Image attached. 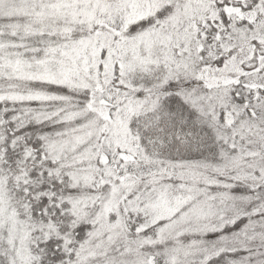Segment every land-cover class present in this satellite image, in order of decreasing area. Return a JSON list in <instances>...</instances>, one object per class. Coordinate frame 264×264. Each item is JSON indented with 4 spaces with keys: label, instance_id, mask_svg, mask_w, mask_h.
Returning <instances> with one entry per match:
<instances>
[{
    "label": "snow or ice",
    "instance_id": "snow-or-ice-1",
    "mask_svg": "<svg viewBox=\"0 0 264 264\" xmlns=\"http://www.w3.org/2000/svg\"><path fill=\"white\" fill-rule=\"evenodd\" d=\"M0 264H264V0H0Z\"/></svg>",
    "mask_w": 264,
    "mask_h": 264
}]
</instances>
